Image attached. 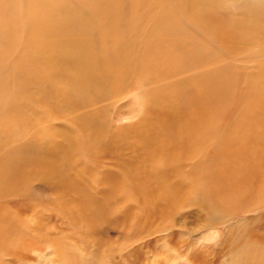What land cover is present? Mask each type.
<instances>
[{"label":"rangeland","instance_id":"obj_1","mask_svg":"<svg viewBox=\"0 0 264 264\" xmlns=\"http://www.w3.org/2000/svg\"><path fill=\"white\" fill-rule=\"evenodd\" d=\"M53 1L58 2V0L51 2ZM104 1L99 2L103 4ZM42 4H44L43 17L42 7L35 0H22L19 5L13 3L16 7L27 10L29 14L37 15L35 22L39 28L32 35L36 42L39 41L54 48L50 55L52 61H55L54 66H62L66 70L73 69L75 74L63 77L66 74L53 70L52 66L47 67L43 63L44 88L49 89L48 83L51 82L55 87L53 89L59 90L58 92L66 101L77 102L78 100L72 97L71 91L74 87L71 85L72 82H78L79 78L76 77L82 74L76 75L86 60V57L81 56L80 53L85 47H91L89 42L92 41L91 35L95 33V30H78L77 34L80 33L81 39L77 40V43L67 42L69 34L58 30L60 23L56 21L57 18L53 12L56 6L45 2ZM164 31L166 29L159 32L157 37L153 36L157 40L158 47L162 46L159 45L161 42L159 37ZM7 42L5 34L0 29V59L5 54ZM108 45L109 51L112 49V43L109 40L105 44L106 48ZM13 74L5 81L0 71V86H2L0 97L4 95L11 98L2 104L0 102V114L5 112L4 117L0 116L2 120L5 119V121L0 119V153L3 154H0V164L3 170L8 168L5 174L8 180L15 178L13 174L17 167H24L26 170L30 168L27 171L28 177L30 173V176L34 177L36 172L53 168L55 176L51 181L44 183L46 190L42 193L43 195L37 191H24L16 187L14 188L16 191L5 193L2 198L0 196V264H173L174 262V264H185V262L186 264H264V255L258 256L252 250L257 245H264V195L260 198L256 194L258 199H255L253 192H242L236 189L234 194L231 192L227 196H222L223 208L227 209L230 215L219 218L202 229L196 223L199 219L198 211L193 204L177 207L179 203L173 195L167 196L157 190L155 175L170 169L172 160L168 152L161 150L159 144L162 141L157 143L156 139L150 138L139 126L149 121L153 126H157V123L153 121L156 117L151 106L156 96L169 95L170 80L157 81L151 76H142L126 87L118 102L108 104L104 96L98 99L97 95L95 98L92 95H90L91 98L90 96L81 97L79 103H73L74 107H57L55 111L57 115H60L59 119H52L50 114L32 99L35 98L32 96L35 89V86H32L35 85V77L31 76L24 80V72L17 70ZM185 75L187 74L180 73L177 78L183 79ZM19 83H23L20 85L21 89L18 86ZM6 85L7 90L3 91ZM9 89L14 95L10 94ZM13 97L17 98L16 101H13ZM170 104V100L165 102L167 107ZM15 108L19 115L14 118L16 119L14 122L11 117L5 116L10 114L9 110L13 112ZM93 111H103L105 122L103 126L94 127L93 131L107 133L109 137L106 140L115 142L114 146L106 148L104 145L93 147L86 145L85 141L91 139L87 136L89 128L84 127L81 134L76 122H82L83 116ZM158 113H160L159 110ZM177 114V112L171 113L176 129L180 124L179 119L175 118ZM240 117L237 123L240 126L224 127L225 130L217 133L219 138L212 141L214 149L211 147L208 150V145L204 151L208 158L206 166L215 164L218 171L217 178L222 182L227 181L228 176L232 178L234 175L230 172H220L221 166L217 164V155L223 157L233 152L243 154L245 147H247L248 155L249 152L250 154L256 152L251 145L255 141L250 135L255 122L245 114ZM6 118L13 123L12 121L9 123ZM241 121L243 123H240ZM8 123L9 125L6 126ZM45 132L53 134V137L43 138L42 133ZM159 134L165 136L166 129L159 131ZM71 142L76 144L71 146L69 145ZM249 147L252 148L250 151H248ZM112 154H121L119 156L121 159ZM190 155L191 158L194 157ZM73 164L82 171H76ZM19 170L20 168L16 171ZM203 175L202 183L208 182V178ZM5 176L1 173L0 179L5 181ZM131 177L142 181L140 192L152 199L140 196L138 202L133 200L138 197L136 189L129 190L126 186ZM212 182L217 181L214 178ZM118 184L120 187L123 185L125 189L121 192L125 200L115 194L120 190ZM176 184L179 186L177 189L180 188L179 192L184 195L186 188L192 184L190 174L187 179H180ZM172 185L175 186L174 183ZM216 187L213 186L214 194H216ZM196 191L206 201L209 188L202 184ZM257 200L256 209L250 208V210L249 207L256 205ZM211 202L209 201V204ZM183 207L186 210H183ZM239 210L244 212L236 214L235 212ZM152 212H157L160 218H149ZM200 214L203 215V213ZM154 219L157 222L154 223ZM157 224L164 225L165 230L170 229L169 232L166 230L159 234L156 232L159 230ZM210 229H214L217 237L212 239L208 237ZM250 237L253 239H248Z\"/></svg>","mask_w":264,"mask_h":264},{"label":"bare ground","instance_id":"obj_2","mask_svg":"<svg viewBox=\"0 0 264 264\" xmlns=\"http://www.w3.org/2000/svg\"><path fill=\"white\" fill-rule=\"evenodd\" d=\"M20 1L22 0H0V29L8 40L5 54L0 59V71L5 81L15 70L24 72V80L34 76L36 81L35 85H32L35 86L32 96L35 98L32 99L50 114L52 119H57L60 116L56 114L57 107H74V104L79 103V100L82 99L81 97L85 98L92 95L95 98L97 95L98 99H102L104 96L108 100V104L118 102L126 87L142 76H151L157 81L170 80L169 95L166 97L156 96L151 106L156 117L153 121L157 123V126H153L150 121L139 126L150 138L156 139L157 143L162 141L159 144L161 150L168 152L172 160L170 169L155 175L154 181L157 190L167 196L173 195L179 203L177 207L189 203L193 204L198 211L199 219L196 223L202 229H205L209 223L230 215L227 209L223 208L222 196H227L231 192L234 194L236 189H240L242 192H253L255 199H258V196L263 197L264 0H105L103 4L100 3L101 0H58V2L35 0L42 7V17L43 2L56 6L53 7V12L57 18L56 21L60 23L58 30L63 31L64 34H69L67 42L77 43V40L81 39L80 33L77 34L78 30H95V33L93 32L91 35L92 41L89 42L91 49L85 47L80 53L81 56L86 57V60L76 75L82 74L77 75L78 82L69 84L74 87L71 91L73 99L78 100L77 102L73 101L74 104L70 102L71 100L66 101L64 96L58 92L59 90L55 91L51 82L48 83L49 89L44 88L43 63L47 67L52 66L53 70L66 74L63 77L71 76L74 72L73 69L66 70L62 66H54L55 61L50 58L51 50L54 48L37 41L38 44L32 35L39 28L35 22L37 15L29 14L27 10L24 11L21 7L13 5V3L19 5ZM165 29L166 31L159 37L161 39L159 45L162 46L158 47L157 40L153 36L156 35L157 37V34ZM108 40L112 43V49L109 51V45L107 48L105 46ZM41 55L43 57H40ZM109 59L112 60L109 61ZM180 73L187 75L183 79L177 78ZM65 80L69 82L66 78ZM7 85L3 91L7 90ZM20 85L23 83L18 84L21 89ZM65 85L67 87V84ZM9 92L14 95L12 90L9 89ZM0 98L1 104L11 99L4 95H1ZM13 98V101H16L17 98ZM168 100L171 101V104L167 107L165 102ZM9 111L10 114L5 117H11L13 120L18 117L16 108L13 112ZM19 111L21 110L19 109ZM172 112L178 113L175 117L180 121L177 129L174 127V121H172L174 120L172 119ZM4 113L0 116L4 117ZM244 114L250 116L257 124H254L250 134L253 136L252 140L255 141L251 145L256 152L255 154L251 152L252 155L249 152L248 155L246 153L247 147H245L242 151L243 154L231 150L233 153L230 155L223 157L217 155V164L221 166L220 172H230L234 175V177L231 176L232 178L226 176L227 181L222 182L217 178L218 171L215 164L206 166V159L208 158H206L207 155L204 151L208 145V150L214 147L212 141L219 138L217 133L225 130L224 127L239 125L237 124L238 120ZM10 121L12 120H9V123H11ZM36 121L38 122V120ZM41 121L43 122V120ZM104 123L103 111H93L83 116L82 122H76L77 129L81 134L84 127L89 128L87 136H90L91 139L85 141L87 146L104 145L107 148L115 145V142L106 140L109 137L107 133L93 131L94 127L103 126ZM164 129H166V134L162 136L159 131ZM42 134L45 139L53 137V134L48 132ZM75 144L74 142L69 143L71 146ZM252 148L249 147L248 151ZM190 154L194 157L191 158ZM112 155L121 159L119 157L121 154ZM95 162L98 163V161ZM41 164L43 165V163ZM73 167L76 171L81 170L74 164ZM18 168L20 170L17 172ZM52 169L47 168L36 173L33 171L35 176H30V173L28 177L27 171L30 168L26 170L24 167H17L13 174L15 178L8 180L5 176L8 168L3 170V166L0 164V174L3 173L5 176V181L0 179L1 198L5 193L16 191L14 189L16 187L24 191L33 190L40 194L44 193L46 190L44 183L51 181L55 176ZM189 174L192 184L186 188V192L183 191L185 194L182 195L179 192L180 188L177 189L179 186L176 182L180 179H187ZM202 174L208 178V182H205V178V183H202ZM223 177L225 176L223 175ZM214 178L217 182H212ZM129 180L126 185L127 188L129 190L135 188L138 196L133 199L134 201L138 202L140 196L152 199V197L140 192L143 184L140 179L132 178ZM110 184L113 185L114 183ZM202 184L209 188L206 201L196 191L198 186L200 187ZM117 186L120 190L116 191L115 194L120 195L125 200L121 193L125 190L123 185L120 187L118 184ZM213 186H217L216 194L213 192ZM170 190L172 192H169ZM209 201H213L212 204H209ZM255 203L256 205L249 207V209H256L258 200ZM183 210L186 209L183 207ZM243 212L244 210H239L235 213ZM200 213L203 215L201 216ZM149 218L160 217L157 212H152ZM1 220L4 221V219ZM153 222L155 223L157 220L154 219ZM157 227L159 230L156 232L159 234L167 230H165L164 225L157 224ZM208 234L210 239L216 236L214 229H210ZM248 239L252 240L253 238ZM252 250L258 256L264 255V245H257Z\"/></svg>","mask_w":264,"mask_h":264}]
</instances>
